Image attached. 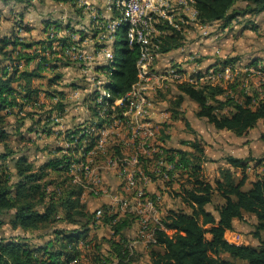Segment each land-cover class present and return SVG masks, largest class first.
I'll list each match as a JSON object with an SVG mask.
<instances>
[{"label": "trees", "instance_id": "obj_1", "mask_svg": "<svg viewBox=\"0 0 264 264\" xmlns=\"http://www.w3.org/2000/svg\"><path fill=\"white\" fill-rule=\"evenodd\" d=\"M2 1L30 4L33 0ZM49 1L67 4L79 21L86 17L78 0ZM195 7L198 24L220 23L226 28L239 17L264 13V0H195ZM23 17V12H14L11 30L0 35V227L6 216L11 229L18 232L11 236L0 234V264H135L142 253L132 242L134 238L145 239L142 246L149 264H264V172H258L254 178L248 176V170L264 168V152L259 157L226 153L222 157L225 164L218 167V174L210 181L203 164L212 160L201 139H183L177 146L171 142L168 125L164 123L156 150L139 154L134 170L136 183L132 186L136 188L137 201L153 203L158 210L156 218L145 219L130 212L120 216L106 205L91 208L84 199L89 186L83 180H74L71 166L84 162L96 144L98 136L85 131L103 125L96 99L91 101L96 106L88 104L91 116L83 127L79 124L64 130L58 128V119L68 111L66 88L74 93L82 87L74 81L65 83L61 68L76 64L74 61L82 68L83 61L71 60L63 48L67 41L73 42V34L84 31L75 29L72 17L65 25L58 19H45L41 34L33 38L28 35L33 28ZM250 27L255 28L252 24ZM63 30L65 34L60 39ZM115 33L113 56L105 65L110 66L105 74L109 102L124 97L138 80V48L127 44L123 25ZM187 39L185 32L168 28L167 33L158 37L157 60L169 57L167 61L172 62V67L185 70L170 56L176 50L185 52ZM58 40L62 43L61 58L56 56ZM96 47L102 44L97 42ZM202 59L203 56L194 63ZM237 60L238 57L225 58L213 71L222 72L229 65L233 70ZM247 66L260 72L259 88H248L244 74L248 72H238L227 86L220 82L202 81L194 85L173 80L175 94L168 107L172 118L183 116L180 107L190 99L196 104L195 116L215 130L241 137L260 125V138L264 140V59L253 58ZM208 71L197 69L195 78ZM122 110L116 106L115 111H107L112 114ZM181 119L189 126L188 120ZM50 136L61 137L67 145L41 147L39 140ZM125 143L122 139L111 147L113 156L123 155ZM38 152L45 153L39 163L35 161ZM143 177L153 180L157 191H146ZM163 186L165 198L159 205ZM138 188L142 192L138 193ZM246 215L252 218L251 234L258 244L228 241L227 231L250 225ZM102 226L109 227V236L98 235ZM102 245H106L104 250Z\"/></svg>", "mask_w": 264, "mask_h": 264}, {"label": "rangeland", "instance_id": "obj_2", "mask_svg": "<svg viewBox=\"0 0 264 264\" xmlns=\"http://www.w3.org/2000/svg\"><path fill=\"white\" fill-rule=\"evenodd\" d=\"M91 1L93 4L102 6V4L104 5L105 1L107 0H91ZM11 4H13V8H10ZM106 10L107 7L106 9H104L103 12L104 14L107 13ZM14 12L24 13V17H23L24 21L29 24L28 26H30V28H33L30 35L33 38H38L39 35L41 34V30L43 27V23H42L43 20L58 19L61 20L62 25H65L67 24V22H69V17H72L74 20L71 23L75 25V29L83 30L84 34H80V33L73 34L72 35L73 42L70 44L77 45L78 43L84 42L83 43L84 45L82 46L83 52L85 54L87 53L91 54L92 47L98 42L94 36L97 33V29H96L97 26L101 25L102 8L100 9L99 14H96L95 16L93 15L91 17L88 16L84 17L83 20L79 21L78 18H76L75 14H73L71 7H69L67 4H58L51 2L49 0H39V1L33 0L32 3L30 4H27L26 2L17 3V4L11 2L9 4H4L3 1L0 0V35L5 34L9 30H11V20ZM93 19L96 20L93 21ZM250 20L252 22H250ZM251 24L254 25L255 28H251L250 27ZM60 32L61 33H59L58 38L61 39L65 34V30ZM186 35L188 37L187 42L189 44L187 50H185V52H180L177 50L173 51L171 53L172 56H170L172 57L173 61L176 62V64L185 67L184 81L191 82L192 80L189 79L195 78V72L197 71V69L200 68L201 71L210 69V71H208L205 74V76L211 74V71H212V76L213 74L214 76L212 77V79H206L203 77V79L200 80L199 82L208 81L214 84L216 82H220L221 84L227 86L228 83L234 81L235 76L238 75V72L241 73L248 72V73H244L246 74L245 83L249 84L248 88L249 89L259 88L261 86L262 80L260 78V72L256 70L253 66L248 67L247 64L253 58L264 59V17L263 18L254 17V16L239 17L238 19L232 21V23L226 28H223L220 25V23L213 25H200L196 23V25L195 24L191 25L190 28H188V31H186ZM208 36L211 37L210 40L213 39L217 41L218 47L216 49H214L213 47L214 45V43H212L213 41H210L208 40V38H205ZM79 38L81 39L80 41ZM205 39H207L206 43H204ZM60 41L61 40L55 41V43H58V45L56 46L57 58H61L62 56V52H61L62 43ZM70 44L67 41L64 46H69ZM72 45H70V47ZM197 46H201V48H198ZM190 52H196V53L191 55ZM202 56L203 59L195 64L194 61L197 58H202ZM158 57L159 56H156L154 60V64L156 65L154 66V70L157 71L165 70V68L168 67L166 65L172 67V62L169 63L167 61V58L169 57L160 58L159 60H157ZM231 57H238V60L233 65L234 69L231 70V73H229L230 75L223 74V71L222 72L213 71V68L215 66H221V61L223 59L231 58ZM74 62L77 63L71 64L68 67L65 66L61 68V70L64 72L65 83L74 81L82 85V87L76 90V94H72V95H70L71 94L70 88L69 87L66 88V92H68L67 93L68 111L67 114L63 116V118L58 119L59 121L58 128H60L61 130H64L68 127L72 128L75 125L76 126L79 124L81 125V123L84 120H86V118L91 116V112L88 111L87 108H88V104H90L91 101L93 100V97L91 96L94 95V89H96V87L92 85L91 82L92 77L89 76L88 73L86 74L84 70L80 66H78L79 62L78 61H74ZM101 62L102 59L98 62H95L94 67L102 66ZM195 66H197L196 69ZM229 66H227L226 68H230ZM100 71L101 70H97V73L102 75V71L101 72ZM174 81L176 83L181 82L176 80ZM174 81L172 79H161L156 84V86L150 91L151 94L150 97L153 98L152 100L153 107H151L152 110L151 109L149 110L151 113L150 112L148 113L146 120L149 125L153 126V128L155 129L154 131L155 133H153L151 137L150 136L148 137V141L154 142V140L158 138V135L160 134V130L161 128H164L163 124L165 123L168 125L166 127V130L167 133H169L170 136L172 137L171 139L172 143L173 142L178 143L180 140L183 139L185 140L192 138H198L199 140L201 139L204 147H208L210 154L212 155V157L215 158H217V156H219L220 154L223 155L226 154L225 153L226 151L219 152L217 149L220 148L218 147V144L222 146L221 140L227 141L231 145H233L236 152H238V154L240 155L244 154V156L259 157L264 152V140L260 138V134L263 128L260 125L251 129L247 134L241 137L234 136L230 131L215 130L206 121L195 116L196 104L190 99H186L180 107V111L183 114L181 118H185V120H188L189 126L186 125L184 119L181 118L173 119L172 113L169 111L168 107L170 106L169 99L174 97L175 94V88L171 86V84H175ZM88 90L91 94L88 92ZM91 104L95 105V103H91ZM96 107L98 108L97 109L98 111L100 109L99 105L97 104ZM116 114L117 112L116 113L113 112L112 114H109L110 115L109 119L111 121L105 124L106 129H108L106 133L107 135L104 136L106 137L105 138L106 147L104 146L102 150L99 151L97 150V153L95 151L94 154L91 155V160H92L91 165L93 172L92 174L87 175L86 177V179L88 180L87 183H89L86 185L88 186L90 185V186L85 191L84 199L92 205L91 208H96L97 206L101 207L103 205H106L110 207L112 212H117L120 216H124L125 212H130L145 218L146 215L149 216V214H152L151 209L148 208L145 209L144 207H141L142 211L138 210L140 209V206L137 205L138 201L137 199H135L137 197L136 188H132L127 185V182L125 181V177L123 174V172L127 170V168L130 169L129 166L128 165L125 166V164L122 165L118 162L117 165L112 166L108 162L111 158H113V153H112L113 151L111 149L117 146L119 140L122 139L128 140L131 133L130 131L131 129L128 126V124L123 123L122 124L123 126L120 125L114 126L113 120L115 119ZM26 123L29 124V121L26 120ZM46 138L47 139L39 140V145L41 147H43L45 144H51V145L63 144L65 146L67 145V143L64 140L60 139L59 137L56 138V136H50ZM143 138L144 137H142V139ZM142 139L138 138L136 142L138 143ZM125 144L127 145H125L122 150L123 151L122 156H130L134 154V148L132 144H128V143ZM104 152L105 153L107 152L106 154L107 156L106 155L104 156L105 154ZM43 154L45 155L44 152L43 153L38 152L39 157L35 160L37 163L43 160L44 158ZM207 156L212 160V158L209 155ZM203 166H204L203 170L206 178H208L210 181H213V179L216 177V173H217L216 168L218 165H213L210 164L209 162V163H204ZM259 169L260 168L257 169L252 168L248 170V174H249L248 176L254 178L255 175L260 171ZM72 175L74 174L72 173ZM95 185L97 187H95ZM96 189L98 190L99 194ZM92 191L94 192V195L90 194V192ZM92 202H94V204ZM157 204L160 205V202H158ZM209 208L212 209V206L209 205ZM246 218H247L246 221L249 222L250 225L248 226L241 225L239 229L226 234V238L230 241H233L232 243L258 244L257 239L254 238L251 234L252 218L251 216L248 215H246ZM3 219L5 220V223L3 224V226L0 227V234L3 236H11L17 234L18 233L17 231H13L11 229V226L7 221V217L3 216ZM98 235L105 237L109 236L110 235L109 227L102 226L98 230ZM133 237H136V235H134ZM132 242L136 245L137 249L139 250V254L142 253V255L138 258V261L135 264H149L148 256L146 252H144V247L142 246L143 244L146 243L145 239L134 238ZM102 247H103L102 249L104 250L106 245H102Z\"/></svg>", "mask_w": 264, "mask_h": 264}, {"label": "bare ground", "instance_id": "obj_3", "mask_svg": "<svg viewBox=\"0 0 264 264\" xmlns=\"http://www.w3.org/2000/svg\"><path fill=\"white\" fill-rule=\"evenodd\" d=\"M80 4L83 5V2H80ZM106 7H107V10H106L107 13H105V14L102 13V16L109 19V20H112L113 24L108 29V32H107L108 42H106L104 47H103V59L101 62L102 69H95L94 66H88V70H84V72L86 74L88 73V75L92 77L91 81H95V75H97L99 77L97 80V86H94V87H96V89H94V95L91 97L96 99V101L100 107V109L97 111L98 115L102 119H104V121L102 122L103 125L102 126L100 125L101 127H97V129H95L94 126H93V130L90 127L85 128V131L89 135L90 134L92 135V133H95L98 136L95 146L91 149L93 151V153L90 154V151L87 153L86 158H90V164H92L91 155L94 154L95 151L97 153V150L98 151L102 150V148L104 146L106 147V145H105V138L106 137H104V136L107 135L105 133H107L108 129H106L105 124H107V122L110 121V119H109L110 115L109 114H111L107 110H109V108H111V103H115L117 100V99H114V100H112V102H109L108 100H106V98H108V96H109V92H108V88H107L108 79L105 77V74L107 72H109V70H110V66H105V65L110 63L112 56H113L112 55V43L115 39V34H116L115 31L117 30V28L119 26L123 25L124 30H125V37L127 40V44L129 45L130 37H132L131 47L137 46L138 51H139V57H138L137 62H136V66H137V70H138V80L132 85L131 89L125 94L124 97L118 98L119 102H130V103L127 106H120L121 109H123L121 111V113L116 111L117 114L115 116V119H118V123L114 124V126H116V125L123 126L122 125L123 123L128 124V126L131 129L130 131H132L134 129V119L133 118H140L143 116V114H148L150 112L149 110L151 109V107H153L152 106L153 105V102H152L153 98L150 97V95H151L150 91L156 86V84L161 79H172V80H176V81H184L185 80V77H184V75H185L184 71L185 70L184 69L179 71L178 69H176V67L170 66V74H166V75L161 74V71L154 70V66H156L154 64V60H155L156 56H159V54L156 55V52H155V50L158 46L159 35H161L163 33H167L168 28L177 30L181 33H183V32L186 33V31H188V28H190L191 25H194L197 23V20H196L197 9L195 6L193 8V2H186V0H165L164 3L161 2V0H154V10L156 12L155 15H150V0H142V4H135V13H141L142 18H148V21H147V23H145L144 27H142V30H141V25L140 24H133V18L128 15V12H127L128 0H109ZM180 8H182V11H180ZM95 9H92V14L94 16L97 14V9L96 10ZM95 20L96 19H93V21H95ZM165 20H166V26L164 25ZM161 26H163V28ZM96 35H97V33H96ZM83 43H82V45H84ZM99 43L102 44V41ZM101 49H102V47L98 48V47H96V44H95L92 47V51H91L92 53L91 54H96ZM72 59L73 60H75V59L82 60V56L81 55H73ZM82 69H83V66H82ZM144 69H150V76L153 78V80H146V77L142 76V74L144 73ZM224 69H225L226 74L231 73L230 68H224ZM97 70H101L102 75L98 74ZM176 74H179V75L177 76ZM203 77L206 78V76L193 78L194 80L192 83H194V85L200 84L199 81L202 80ZM190 79H192V78H190ZM227 79H229V78H227ZM140 91H141V93L144 94L143 106L140 105V101L138 98L140 95ZM88 92H89V90H88ZM146 119H147V117H145V120ZM145 126H148V127L144 131V139L142 140V148L137 150L138 143L136 141H131L130 144H132V146L134 148V154H132L130 156H122V155H120L121 157L118 156V161L121 163H126V165H128L130 169H135V167H136L135 164H137V162H138L139 154L147 155V154H150L151 151L152 152L155 151L156 150L155 148H157L156 146L154 148V145L152 144L153 141H148V137L149 136L151 137L153 135V133H155L154 132L155 129L153 128V126H151L147 123V120L145 121ZM80 132H82V131H80ZM139 158H140V156H139ZM109 164L112 166L117 165V164H113V163H109ZM83 167H84V162L72 165V173L74 174L73 175L74 180L77 182H81L83 180L86 184H89V183H87L88 180H85L84 173H82ZM135 183H136V178L132 177V186H134ZM95 187H97V186L95 185ZM97 192H98V190H97ZM140 192H142L141 188H139V190H138V193H140ZM98 194H99V192H98ZM93 195H94V193H93ZM100 213H101V210H100ZM143 233H144V231H143ZM141 234H142V232H141Z\"/></svg>", "mask_w": 264, "mask_h": 264}, {"label": "built area", "instance_id": "obj_4", "mask_svg": "<svg viewBox=\"0 0 264 264\" xmlns=\"http://www.w3.org/2000/svg\"><path fill=\"white\" fill-rule=\"evenodd\" d=\"M80 2H83V5L89 7V2L87 0H80ZM161 2H165V0H161ZM186 2H193V8L195 6V0H186ZM135 4H142V0H128V7H127V12L128 15L130 17L133 18V24H140L141 25V30L142 27H144L145 23H147L148 18H142V14L141 13H135ZM180 11H182V8H180ZM156 12L154 10V0H150V15H155ZM113 24L112 20H109L105 17L102 16V21H101V25L97 26V35L94 36L95 39L97 41H102V49L100 51H98L96 54H85L83 52V45H72L70 47H64V54L65 56H67L68 58L72 59L73 55H81L82 56V61H83V70H88V66H94L95 62L100 61L101 59H103V47L105 45L106 42H108L107 39V32L108 29L111 27V25ZM164 25L166 26V20L164 21ZM196 25V24H195ZM177 31V30H176ZM131 41H132V37H130V42H129V46L131 47ZM158 48L159 45L157 46L155 52L156 55L158 54ZM168 67L165 68V70H161V74L166 75V74H170V66L166 65ZM223 74H226L225 69L223 71ZM177 76L179 74H176ZM228 75V74H227ZM142 76L146 77V80H153V78L150 76V69H144V73L142 74ZM214 76V74H213ZM212 71L211 74L206 76V79H212ZM98 76L95 75V81H91L93 86H97V80H98ZM192 80L191 82H193L194 79H190ZM143 97L144 94L141 93L140 91V95H139V101H140V105L143 106ZM130 102H119L118 99L116 100L115 103H111V110L115 111L116 106H127ZM148 114H143L142 117L140 118H133L134 119V129L131 131L130 136L127 140V143H131V141H136L138 140V138L144 137V131L148 126H145V117H147ZM113 120V119H112ZM111 121V120H110ZM114 124L118 123V119H114L113 120ZM112 123V122H111ZM106 134V133H105ZM144 139V138H143ZM142 139V140H143ZM142 140L140 142H138V149L142 148ZM93 153L92 150H90V154ZM120 163L122 165L126 163H121L118 161V156H113V158L110 159L109 163H113V164H117ZM135 169H127L123 172L124 177H125V181L127 182V185L132 187V177H135ZM93 169H92V165L90 164V158H86L84 161V167L82 168V173L85 174V180L87 175L92 174ZM71 173H72V166H71ZM166 176V175H165ZM148 204L152 207L153 203L151 201L148 202ZM97 214H100V209H98ZM236 236V235H235ZM230 241V240H228ZM233 242V241H230Z\"/></svg>", "mask_w": 264, "mask_h": 264}, {"label": "crops", "instance_id": "obj_5", "mask_svg": "<svg viewBox=\"0 0 264 264\" xmlns=\"http://www.w3.org/2000/svg\"><path fill=\"white\" fill-rule=\"evenodd\" d=\"M88 2H89V7H87V6H85V5H82V4H80V0H78V4L80 5V6H83V9H84V11H85V13H86V17L88 16V17H91L93 14H92V9H97V14H99V12H100V9L102 8V13L104 12V9H106V6H107V4H108V0L107 1H105V4L103 5L102 4V6H98V5H96V4H93L92 3V1L91 0H87ZM85 6V7H84ZM95 9V10H96ZM90 10V11H89ZM258 17H261V18H263L264 17V13H262L261 15H259ZM33 30V29H32ZM28 35H31V32L28 34ZM212 43H214V45H213V47H214V49H216L217 47H218V44H217V41L216 40H213L212 39ZM205 43V42H204ZM198 48H201V46H197ZM199 51H200V49H199ZM72 94H76V91L73 93V92H71V94L70 95H72ZM89 118V117H88ZM87 119V118H86ZM87 122H85V120L82 122V124L79 126V127H83L85 124H86ZM201 134H202V132H201ZM60 139H61V137H59ZM126 143H127V140H126ZM129 144V143H128ZM153 145H154V148H155V146H157L158 144H160V141L159 140H157V138H156V140H154V142L152 143ZM174 144H176L177 146H180V143L178 142V143H174ZM221 144H222V146L220 145V144H218V147H220V148H217L218 149V151L220 152V151H226L225 153H230V154H233V155H237V156H243V155H240V154H238V152H236V150L234 149V147H233V145H231L229 142H227V141H223V140H221ZM205 151H206V154L207 155H209L211 158H212V161H207V162H205V163H209L210 162V164H213V165H218L217 166V168L216 169H218V167L220 166V165H224L225 164V162L223 161V159H222V157H223V154H220L219 156H217V158H215V157H212V155L210 154V151H209V149H208V147H205ZM152 152V151H151ZM95 159H97V158H95ZM203 168H204V166H203ZM260 171L259 172H261V171H263L264 172V168L262 169V168H260L259 169ZM204 171V170H203ZM218 174V172L216 173V175ZM153 180H149L147 177L145 178L144 177V183H145V190L146 191H149V192H155V191H157V185L155 184V183H153L152 182ZM162 188V192H161V194H159V200L157 201V202H161V200H162V198L164 199L165 198V189H166V187H161ZM150 200H148L147 202H144V203H142V202H140V201H138L137 202V205L138 206H140V209H138V210H140V211H142L141 210V207H144L145 209L146 208H148V209H151V213L152 214H149V216H145V219H149V218H156L155 216H157L156 214H158V210L157 209H155V207H153L154 205H152V207L148 204V202H149ZM93 204H94V202H92ZM90 206H92L90 203H88ZM92 209H94V208H92ZM234 226L235 227H238V222L237 221H234ZM230 232H232V231H227L226 233H225V236H226V234L227 233H230ZM228 240V239H227Z\"/></svg>", "mask_w": 264, "mask_h": 264}]
</instances>
